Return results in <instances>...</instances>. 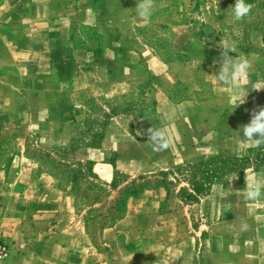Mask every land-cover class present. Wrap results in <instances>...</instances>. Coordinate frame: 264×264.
I'll use <instances>...</instances> for the list:
<instances>
[{
	"label": "crops",
	"instance_id": "crops-1",
	"mask_svg": "<svg viewBox=\"0 0 264 264\" xmlns=\"http://www.w3.org/2000/svg\"><path fill=\"white\" fill-rule=\"evenodd\" d=\"M132 1L0 0V112L38 114L44 125L33 129L41 137L46 135L44 139L24 141L23 149L0 167V241L9 248L0 264H264V219L255 221L254 238L249 235L247 238L241 229H232L229 237L222 234L224 226L234 222V206L222 201L228 189L218 188L204 200L211 212L209 233L205 238L187 235L175 238L174 227L160 213L166 189L158 185L132 193L116 221L101 227L94 237L88 230L90 219L86 211L90 206L85 210L81 208L76 184L60 183L53 172L44 169L40 159L27 153L28 147L48 152L68 147L63 154L66 162L91 161L94 173L105 181H112L113 166L107 162L114 152L115 168L127 172L120 166L127 158L122 154L123 141L118 139V134L103 136L96 146L70 149L78 142L85 126L76 124L77 127L72 121L66 123L62 119L56 122L50 116L55 115L57 105L67 100L70 90L82 85L110 97L118 85L150 75L160 79L163 74L159 73L158 66L152 68L147 56L144 63L141 52L145 48L152 50L145 31L152 22L158 21L160 13L167 23L162 33L173 36L176 27L183 30L184 49L188 55L182 61L162 62V67L176 72L190 68L194 61L214 63L213 67L196 66V71L204 74L207 67L220 66L221 53L214 52V58L205 55L202 60L195 58L197 52L206 54L212 49L198 48L192 34L187 38L186 29L190 27L185 29L176 22L175 15L182 19L180 7L187 10L183 5L187 0H155V9L147 20L128 13L126 5ZM220 8V4L216 5L206 14L215 21L219 19L217 11ZM200 9L191 7L183 17L192 19L200 15ZM125 18L130 22L120 21ZM28 51L27 58L21 59L20 56ZM29 55H43L44 59ZM200 86V82L198 89L188 85V96L173 102L175 109H184L188 115L208 111L218 115L236 114L235 105L228 96H223L220 90H206ZM221 97L226 100L224 106L215 104ZM208 103L212 105L207 111ZM160 107L157 102L155 114L139 120L141 128L138 130L145 138L149 127H158L153 120L159 119ZM52 124L57 125L50 130ZM109 125L104 127L105 131ZM46 132H52L50 138ZM142 140L147 142L142 137L137 142ZM109 142H112L111 147H108ZM183 148L176 152L186 151ZM207 148H215L208 135L197 136L193 151L199 155ZM254 207L252 204L251 209Z\"/></svg>",
	"mask_w": 264,
	"mask_h": 264
},
{
	"label": "rangeland",
	"instance_id": "rangeland-1",
	"mask_svg": "<svg viewBox=\"0 0 264 264\" xmlns=\"http://www.w3.org/2000/svg\"><path fill=\"white\" fill-rule=\"evenodd\" d=\"M231 1L187 0V3L183 4L187 10L180 7L182 19H179V15H175V18L178 19L176 22L185 29L190 27L189 30L186 29L187 38H191L192 34L198 48L206 46L212 49L206 51L207 55L197 52L195 58L201 60L205 56L214 58V52L219 54L225 45H229L235 46L237 51V53L229 52L230 56L235 57L238 54L252 63L253 68L244 86L245 94L248 93L246 102L234 109L235 115H218L209 112L207 108L212 105L209 103L205 106L208 113L200 112L194 115H188L184 109H175L172 105L173 102L181 101L182 97L188 96V85L197 88L199 82L200 87L206 90H220L223 96L226 95L231 99L233 105L237 103V99L215 79L213 74L218 70V64H215V69L207 67L204 74H199L196 66L205 68V65H212L213 67L214 63L203 64L194 61V65L190 68L184 67L176 72L162 67V62L182 61L188 55L184 49L186 37L183 36V30L176 27L174 29L176 35L173 36L162 33V28L166 27L167 23L163 13H160L158 21L152 22V26L145 31L152 50L141 49L143 62L146 63L147 56L152 68L157 69L158 66L159 73L162 72L160 79L156 75H150L129 84L118 85L114 95L110 97H105L96 89L82 85L74 91L70 90L67 100L57 105L55 115L50 116L56 122L62 119L66 123L73 122L72 124H78L82 128L83 125L85 126L82 134L77 138L78 142L73 143L70 149L96 146L103 136L118 134V139L123 141L120 146L122 154L127 158L119 165L126 168L127 172L115 168L114 152L107 162L113 166L114 179L105 181L92 171L91 161L75 164L66 162L63 154L68 147L53 152L42 151L38 147L27 148V153L40 159L44 169L53 172L60 183L76 184L77 199L82 204L81 208L85 210L90 206L86 211L90 219L88 230L94 237H97L101 227L116 221L132 193L144 187L158 185L166 189V197L161 204L160 213L165 215V220L167 219L174 227L175 238L186 235L189 238L206 237L209 233L207 226L210 223L208 215L211 212L208 211L205 201L218 188L228 189L227 193L222 195V201L234 206V222L226 224L222 234H227L226 237H229L232 229L240 230L241 221H246L249 228L244 234L247 238L248 235L254 238L255 221L257 218L264 219V200L246 201L241 190L246 186L245 174L254 176L257 172L264 171V145L259 148L250 147L241 141L243 133L241 132L239 137L236 131L239 130L240 125L249 122L253 109L264 106V89L253 90L255 87H264V0H246L254 7L251 17L240 22H235L231 16L230 6L235 3ZM136 3L137 1L133 0L126 5L128 13H133L135 16H137L134 10ZM219 4L222 6L217 11L220 15L219 19L213 21L206 13ZM161 5L160 3V11L163 10ZM179 5L180 3L175 4L177 7ZM191 7L201 8L200 15L195 13L192 19L184 18L183 14L190 11ZM55 10L56 8L53 9V14ZM120 21L125 23L130 22V19L125 18ZM213 47L216 49L214 50ZM28 54L29 51L20 58L26 59ZM51 54L53 56V52L50 53L49 58H52ZM32 57L44 59L43 55ZM49 90H53V87ZM225 101V98L221 97L215 104L224 106ZM157 102L162 106L158 112L160 120H153V123L157 122L158 127H166L173 139L171 148L163 152L153 151L145 140L137 142L139 137L147 139V136L145 138L142 136L143 132L138 130L141 128L139 120L149 117L152 113L155 114ZM107 124L111 125L105 131L104 127ZM38 125H44L42 116L38 114L0 112V167L5 165L19 149H23L24 141L44 139L45 133L44 137H41L33 129ZM56 125L52 124L50 130ZM78 125L76 126L79 127ZM51 133L46 132L47 136L50 135L49 138ZM204 134L208 135L215 148H207L202 152L203 154L197 155L193 151L196 138ZM193 142V145H189ZM111 146L112 142H109L108 147ZM238 146H241V152L246 153L243 158H238L234 154ZM182 147L186 151L176 152ZM233 176L239 178L229 182ZM252 204L255 205L254 209H251Z\"/></svg>",
	"mask_w": 264,
	"mask_h": 264
},
{
	"label": "clouds",
	"instance_id": "clouds-1",
	"mask_svg": "<svg viewBox=\"0 0 264 264\" xmlns=\"http://www.w3.org/2000/svg\"><path fill=\"white\" fill-rule=\"evenodd\" d=\"M254 5L247 3L246 0H235L234 5L230 6L231 16L235 22H240L251 17ZM155 9V0H137L134 8L137 17L141 20L149 19ZM229 52L237 53L235 46L225 45L222 48L220 59L218 61L219 68L216 71L215 79L217 82L227 88L231 95L237 99L235 108L246 102L245 82L251 72L253 65L249 59L244 56L233 57ZM264 87H255L253 90H261ZM243 133V141L250 147L259 148L264 145V106H259L251 111L249 122L240 125L236 131L240 137ZM140 134V133H139ZM147 142L155 152H163L169 150L172 146L173 139L166 127H149L146 130ZM241 146L237 147L236 152L238 158H243L246 153L241 152ZM233 176L229 181L238 179ZM245 188L242 189L243 197L246 201L256 202L264 200V171L257 172L254 176L245 174ZM249 224L241 221V231H247Z\"/></svg>",
	"mask_w": 264,
	"mask_h": 264
},
{
	"label": "built area",
	"instance_id": "built-area-1",
	"mask_svg": "<svg viewBox=\"0 0 264 264\" xmlns=\"http://www.w3.org/2000/svg\"><path fill=\"white\" fill-rule=\"evenodd\" d=\"M8 253V246L0 241V260H3L8 255Z\"/></svg>",
	"mask_w": 264,
	"mask_h": 264
}]
</instances>
